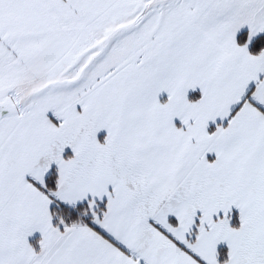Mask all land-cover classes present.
<instances>
[{"label": "snow or ice", "instance_id": "1", "mask_svg": "<svg viewBox=\"0 0 264 264\" xmlns=\"http://www.w3.org/2000/svg\"><path fill=\"white\" fill-rule=\"evenodd\" d=\"M0 264H264V0H0Z\"/></svg>", "mask_w": 264, "mask_h": 264}]
</instances>
